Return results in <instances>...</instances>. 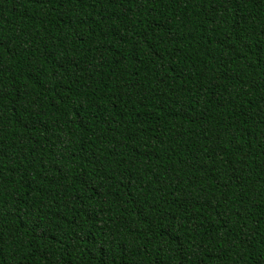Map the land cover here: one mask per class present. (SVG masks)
Here are the masks:
<instances>
[{
  "label": "trees",
  "instance_id": "obj_1",
  "mask_svg": "<svg viewBox=\"0 0 264 264\" xmlns=\"http://www.w3.org/2000/svg\"><path fill=\"white\" fill-rule=\"evenodd\" d=\"M0 264H264V0H0Z\"/></svg>",
  "mask_w": 264,
  "mask_h": 264
}]
</instances>
